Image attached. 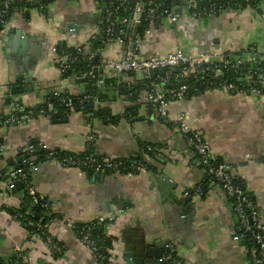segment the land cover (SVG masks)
<instances>
[{
  "label": "crops",
  "instance_id": "0c3cea01",
  "mask_svg": "<svg viewBox=\"0 0 264 264\" xmlns=\"http://www.w3.org/2000/svg\"><path fill=\"white\" fill-rule=\"evenodd\" d=\"M102 6L96 0H55L47 6V15L31 8L10 20L0 32V113L9 112L13 103H19L24 108L44 105L51 114L49 118L40 116L0 128V166L9 167V162L18 157L29 140L77 155L86 150L87 139L93 136L94 153L106 158L129 159L139 153L140 144L153 145L158 149L149 158L153 172L103 175L102 179H95L78 169L41 165L32 174L31 184L56 215L48 234L64 247L60 257H54L38 236L29 237L23 224L15 221L2 206L5 203L18 209L23 198L20 189L5 190L2 180L0 194L5 191L7 195L0 199V255L9 257L18 248L28 253L32 264H100L66 222L84 223L102 216L110 219L104 230L111 238L112 257L106 264H128L122 258L126 253L131 254V259L126 257L129 264L136 259H143L142 264H153L166 243L177 250L181 264H249L245 245L234 239L237 221L231 205L216 185L211 183L203 196L189 198L184 207L185 217H181L180 209L171 202L170 198L182 199L185 190L202 183L204 171L198 161L190 163L183 138L158 119L142 94L133 103L118 95V84H136L144 74L116 76L102 67L107 59L132 51L131 46L119 44L92 48L94 37L102 35ZM261 13L264 14V4ZM261 13L250 8L239 12L226 10L198 20L182 13L173 26L167 22L163 26L153 25L150 37L142 40L134 51L139 56L150 57L164 56L177 49L191 56L210 49L217 53H238L251 45L264 50ZM17 33L34 42L32 51L46 44L50 47L39 52L40 59H30L33 90L13 96L10 89L17 86L16 78L23 72L20 57L13 55L21 49ZM60 42L90 53L88 58L97 61L94 67L102 69L97 73L102 83L114 79L116 88L109 85L105 94L111 114L121 119L107 123L78 109L66 114L54 109L51 102L55 93L67 90L76 96L82 91L76 79L60 78L51 51ZM82 85L85 87V83ZM5 98L9 103L5 104ZM139 103L142 105L136 117H130L131 105ZM149 109L153 112L152 119H147ZM179 113L188 116L189 127L208 141L212 155L241 181L258 204L264 226V98L257 103L247 96H232L214 89L170 103L169 117ZM55 114L59 115L58 123ZM138 117L144 120L139 121ZM172 188L175 189L170 196ZM153 249L155 258L150 259L149 250Z\"/></svg>",
  "mask_w": 264,
  "mask_h": 264
},
{
  "label": "built area",
  "instance_id": "2783aa9c",
  "mask_svg": "<svg viewBox=\"0 0 264 264\" xmlns=\"http://www.w3.org/2000/svg\"><path fill=\"white\" fill-rule=\"evenodd\" d=\"M101 1L104 4L102 35H99L101 36L102 48H109L114 44L132 47V51L126 50L118 57L107 59L102 63V67L116 76L140 72L146 78H149L148 70L150 69L161 68L164 70L163 77H156L160 79L159 85L152 83L148 87H144L142 95L152 105L158 119L183 138L187 149L195 155L201 165L205 177L219 187L230 201L231 210L237 221L234 239L244 241L246 244L248 263L264 264V226L261 223L262 215L258 204L236 183L238 179L233 176L230 168L223 163L216 162L208 141L189 127L188 116L185 113H179L173 118L168 115L170 103L192 99L199 94L200 91L197 87L185 83L187 80L201 81L204 85L203 92L219 89L232 96L242 95L253 98L257 103H260L264 98V50L251 45L240 53H217L210 49L196 56H191L183 50L177 49L164 56H139L134 49L142 40L150 37L153 25L163 26L167 22L169 26H173L182 13L198 20L216 16L226 10H233L223 9L221 5H215L212 2L209 5H203V1L206 0H185L184 3H181L180 0ZM259 1L262 7L264 0ZM11 4L13 5V0L0 1L2 31L10 20L25 11V8H16ZM260 15L264 19V14L261 13ZM7 16H9L8 20H6ZM145 22L149 23L148 28H145L141 34L138 33V28H141ZM94 40H97V37H94ZM75 50L77 53L83 51L81 47L75 48ZM51 51L55 55V65H57L60 73L63 72L66 68L65 60L57 57L55 45L51 47ZM75 59L76 57L73 60ZM74 79H83L84 83L86 80L93 83L95 87L103 82L100 76L92 73V70ZM59 93H55L54 96ZM71 96L77 97L78 95ZM89 102L95 105L99 103L97 97L84 95L80 97L78 105L82 106ZM64 103L69 110L76 109L71 99H67ZM49 113L44 108H24L19 103H13L9 112L0 113V128L20 125L40 116L49 118ZM89 149H93V136L87 139L86 151L77 155L58 153L43 142L29 140L22 150L21 156H27L21 162L22 167L11 168L9 173L4 174V176L7 175L3 182L5 190H14L15 183L19 182L23 188L21 193L25 194L30 203L48 217L52 207L47 201H43L46 199L34 190L30 181V176L43 164H54L63 169H78L92 176H133L138 173L149 172V157L120 160L106 158L94 152L90 153ZM148 151L151 149L148 148ZM1 152L0 146V155ZM191 191L193 192L192 196L203 195L200 187H194L183 192L182 200L191 198ZM3 195L4 197L7 195L5 191L0 194V199ZM8 205L2 204L5 209L16 210ZM13 218L15 221L24 224L25 229H31L32 231L28 230L30 233L36 232L40 235L50 252L55 255L64 253L56 241L57 239L54 240L55 238L48 234V227L53 221L41 225L42 221L36 222L27 219L23 213H15ZM108 220L110 219L101 216L86 221L79 232L80 243L91 251L95 261L100 264L112 257V250L100 244L102 241L98 235L99 231L102 230L104 238L109 237L104 230ZM66 224L71 229L74 226L73 222L70 221H67ZM0 262L3 264H32L28 253L18 248H15L9 257L0 255ZM158 262L159 264H181L177 250L171 243L163 245V251Z\"/></svg>",
  "mask_w": 264,
  "mask_h": 264
},
{
  "label": "trees",
  "instance_id": "16d2710c",
  "mask_svg": "<svg viewBox=\"0 0 264 264\" xmlns=\"http://www.w3.org/2000/svg\"><path fill=\"white\" fill-rule=\"evenodd\" d=\"M0 1H3V0H0ZM53 1H55V0H13V5L12 4L11 5L13 7H16V8H25L24 12H26L32 8L31 7L32 4L37 3V6L35 7V9H37L40 13H44L45 11H47V6ZM96 1H99L102 3L101 0H96ZM184 1L185 0H180L181 3H184ZM205 2H208V3H205ZM211 2L214 3L215 5H221L223 9H231L235 12L243 11L245 9L250 8V9H253L254 11H256L258 13H261V9H260L261 3L259 0L258 1L206 0V1H203V5H209ZM8 18H9V16L6 17V20H8ZM2 26H3V24L0 23V32L3 29ZM148 26H149V23L145 22L141 28H138V30H137L138 33L141 34L145 28H148ZM100 41H101V36H98L97 40L93 41L94 45L92 44V48H98V47L102 48V46L100 45L101 44ZM55 49H56L57 57L63 58L65 60L64 64H65L66 68L64 69L63 72L60 73L61 80H65L68 78L74 79L76 77H80L82 74L88 73L91 70H93V68H95L94 65L97 63V61L95 62L93 60H90V58H88V56L83 51L81 53H77L75 48H69L65 45V43H61V42L55 45ZM242 51H240V52H242ZM240 52H238V53H240ZM75 57H76V59L73 60ZM131 74L132 73H129L127 75H131ZM92 82H94V80H92ZM152 83L159 85L160 79L159 78L150 79V78L144 77L142 80L138 81L136 84L127 85L124 83H120V84H118V87H117L118 95L124 96V99L126 101L133 103L138 99L139 95L142 94L144 87L146 88ZM185 83L189 84L190 86L197 87L199 89L200 92L195 97L201 95L202 92L204 91V85L202 84L201 81H196V80L189 81V80H187V81H185ZM111 84L114 86V89H115L117 85H115L116 83H115L114 79H108V80H105L103 83V90H100L99 85L95 87V85H93V83L85 80L84 91L82 93H80L77 97H73V96L69 95L68 91L64 90V91L60 92L59 94H57V96L53 97L51 104L59 114L60 113L66 114V113H69L71 110L66 108V106L64 105L65 104L64 101H67V99H71L73 105L76 106V109L80 110L81 112L90 113L92 118H98V119L102 120L103 122L114 123L121 118L112 115L111 109H110L109 105H107L108 100L106 98L105 89ZM165 86L167 87L168 85H165ZM169 86H171V85H169ZM205 92H207V91H205ZM205 92H203V93H205ZM84 95H92L94 97H97L99 103L95 105V104H92V102H89V103H85L82 106L78 105V101H79L80 97H82ZM7 100L10 101L9 99L5 98L4 99L5 104L9 103V102H7ZM141 105H142V103L135 104V105L132 104L130 111L128 112L129 116L132 118H135L137 115V111ZM39 108L46 109L44 105L37 107L36 109H39ZM53 116L54 115H52V117ZM32 142H35V141H32ZM139 146H140L139 153L136 156L129 158V159H138V158H143V157L153 158L154 155L158 151V149H156V147H154L153 145H150V144L144 143V144H140ZM148 148H150L151 151H148ZM22 150L18 154L17 159L14 161V166H16V167L17 166L22 167L21 162H22V160L26 159V157H27V156H25V157L21 156L23 154ZM56 151L58 153L68 154V153H65V152H62L59 150H56ZM88 151L90 153L94 152L93 149H89ZM1 158H2V156L0 155V161H1ZM216 162L220 163L217 159H216ZM200 167H201V165H200ZM11 168H13V167H11ZM150 171L153 172V169L149 165V172ZM5 173H6L5 168L0 166V181H1V179H3V176ZM89 175H91V174H89ZM30 181H31V179H30ZM211 183L212 182L207 177H205V180L202 183H200L199 185H196V187H200L202 190V193L204 195L207 191V188L209 187V185ZM236 183H238V185L244 189V186L239 179H238V181H236ZM212 184H214V183H212ZM22 190H23V188L20 189V193ZM21 195L23 198L21 200V204H20V207L18 209H16V210L6 209L12 217L15 215V213H23L26 215L27 219H32L33 221H36V222L42 221L43 223L41 225H43L49 221H54L56 219V215H54V213L52 211H50V215L48 217H46L36 206H34L30 203L28 197L25 194L21 193ZM190 195L191 196L193 195L192 191L190 192ZM43 201H47V200H43ZM227 201L230 203V201L228 199H227ZM29 208L31 209L30 210L31 214L27 215L26 211ZM32 214H37L38 218L32 217ZM73 225L74 226L72 228V231L75 233L77 239L79 240V232L84 225H83V223H80V225L73 223ZM23 226H24V228H26V226L24 224H23ZM26 230H27V232L32 231L31 229H28V228ZM28 235H30L29 237L38 236L39 238L42 239V241H44V239L40 235H38L36 232L35 233L29 232ZM98 235H99V239H101V241H102L100 244L107 247V248H110L112 250L111 238L110 237L104 238V236H103L104 234H103L102 230L99 231ZM54 240H56V239H54ZM58 243L62 247V250L64 251V247L62 246V244L59 241H58ZM243 243H244V241H243ZM244 245L246 247V244H244ZM52 255L54 257L62 256V255H55L53 253H52ZM106 263H107V260L105 262H103L102 264H106ZM0 264H3V263L0 262Z\"/></svg>",
  "mask_w": 264,
  "mask_h": 264
},
{
  "label": "water",
  "instance_id": "95a60500",
  "mask_svg": "<svg viewBox=\"0 0 264 264\" xmlns=\"http://www.w3.org/2000/svg\"><path fill=\"white\" fill-rule=\"evenodd\" d=\"M36 6H37V3H34V4L31 5L32 8H35ZM102 7H104V5ZM47 13H48V11H45L44 12L45 15H47ZM17 34L19 35V38H20L19 39V42L21 41V45L19 43L21 49H20V51H15L13 55L14 56L17 55V56L20 57V60L22 61V69H23L22 71L23 72H22V75L21 76H19V77L16 78L17 86L10 89V94L13 95V96H15V95H17V94H19L21 92H29V91H32L33 90V87L30 86V84H31V78H30L31 76H30V74H31V67H32L31 64H30V61H31L30 59H33V60L34 59H40V55H41L40 53L42 52V50L47 51L48 48L50 47L49 44H46V45L40 46V48H39L40 50L32 51V49H33L32 46H35L34 42L31 41V40H29L27 37L22 36L20 33H17ZM86 55L89 57L90 53H87ZM96 59H97V56L94 57V60H96ZM101 71H102V69L94 68L92 70V73L93 74H97L98 72H101ZM148 76H149L150 79H154V78H156L158 76L163 77L164 76V70L161 69V68L160 69H150V70H148ZM75 83L80 84L81 85L80 86V89L82 91H84V86L82 85V83H84V80L83 79H76L75 80ZM99 89L100 90H103V83H101L99 85ZM13 96L11 98H13ZM147 111H148V118L147 119H152L153 118V112H152V110L149 109ZM55 118H57L55 120V122L58 123L59 122V115L58 114H55ZM137 120H139V121L140 120H144V117H138ZM62 121H65V119H62ZM186 153L188 154V159H189L190 163L191 162L193 163L194 162L193 160L198 161L196 159L195 155L192 154V153H190L188 151V149H187ZM16 159L17 158L12 159V161L9 162V164H8L9 167H7L5 169V172L6 173H9L11 171V167H13L14 169H16V166H14V161ZM6 178H7V175L4 176L2 180L4 181ZM93 178H95V179H102V176H93ZM21 187H22V185L19 182L15 183L14 192H17L19 189H21ZM174 189L175 188H172V191L170 193V196L173 193ZM176 199L173 198V197L170 198L171 202L178 209H180V211H181V217H185L186 210L184 209V207L188 204V202L190 201V199L182 200V199H180L178 197ZM190 208H192V207H190ZM30 210H31L30 208L27 209L26 213L27 214H30L31 213ZM32 216L35 217V218H38V215L37 214H32ZM235 220H236V218H235ZM76 224L77 225H80V223H76ZM241 243L244 244L243 241H241ZM154 252H155L154 249L153 250H149V258L150 259L155 258L154 255H153ZM125 255H126L125 258H124V256L122 258L125 259V261L129 264L130 262H128V259L126 257H128V258L131 259V254L130 253H126ZM160 255L158 256V259H159ZM136 260L137 261H135V260L132 261V263L133 264H142L144 262L143 259H136ZM153 264H159L158 260L155 259L153 261Z\"/></svg>",
  "mask_w": 264,
  "mask_h": 264
},
{
  "label": "rangeland",
  "instance_id": "374dc122",
  "mask_svg": "<svg viewBox=\"0 0 264 264\" xmlns=\"http://www.w3.org/2000/svg\"><path fill=\"white\" fill-rule=\"evenodd\" d=\"M139 75V74H138Z\"/></svg>",
  "mask_w": 264,
  "mask_h": 264
}]
</instances>
